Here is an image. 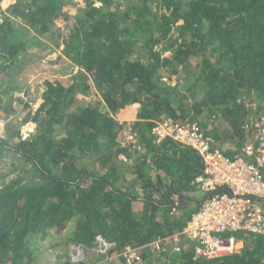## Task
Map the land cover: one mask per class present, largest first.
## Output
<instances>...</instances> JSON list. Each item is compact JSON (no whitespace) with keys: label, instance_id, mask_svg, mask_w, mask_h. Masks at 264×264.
<instances>
[{"label":"trees","instance_id":"obj_1","mask_svg":"<svg viewBox=\"0 0 264 264\" xmlns=\"http://www.w3.org/2000/svg\"><path fill=\"white\" fill-rule=\"evenodd\" d=\"M1 1L0 113L13 110L4 95L17 81L4 78L33 53L29 38L42 44L56 34L78 69L68 85L46 81L40 96L23 102L28 137L11 143L0 135V162L13 156L16 172L7 180L0 174V264H33L31 239L70 221L71 243L91 252L100 234L117 253L136 248L137 264H264V236L250 232L235 233L238 252L210 259L194 257L186 240L178 252L150 245L179 232L206 196L195 180L198 154L169 138L154 142L150 129L162 117L196 120L225 153H239L244 122L264 110V0H131L126 10L118 0H85L74 16L62 11L65 0H13L4 9ZM192 56L198 72L186 92L165 82L163 69L176 74ZM87 91L91 101L80 96ZM131 106L134 141L121 146L123 123L114 114ZM87 157H97V169L83 165ZM115 258L123 263L120 253ZM62 264L86 263L67 257Z\"/></svg>","mask_w":264,"mask_h":264},{"label":"built area","instance_id":"obj_2","mask_svg":"<svg viewBox=\"0 0 264 264\" xmlns=\"http://www.w3.org/2000/svg\"><path fill=\"white\" fill-rule=\"evenodd\" d=\"M243 128L247 140L239 153L231 156L205 133L196 120L179 122L162 117L155 121L150 129L154 142L169 138L198 154L202 169L195 180L206 196L179 232L157 238L150 243L152 248L159 249L168 243L172 251L178 252L181 241L186 240L191 244L194 257L210 259L242 248V240L235 235L236 232L264 236V110L249 115ZM133 141L130 130L120 145ZM121 158L126 160L123 155ZM114 246L113 241L97 234L92 250L107 257L120 253L124 264L141 262L136 248L125 245L117 253ZM71 251L73 258L78 260L86 249L80 244H72Z\"/></svg>","mask_w":264,"mask_h":264},{"label":"rangeland","instance_id":"obj_3","mask_svg":"<svg viewBox=\"0 0 264 264\" xmlns=\"http://www.w3.org/2000/svg\"><path fill=\"white\" fill-rule=\"evenodd\" d=\"M12 1L13 0H2L1 9H4L6 5ZM130 1L131 0H118L115 3L118 4L119 9L126 10ZM85 3V0H65L62 6V11L74 16L80 13V8L83 7ZM127 21L131 20L127 19ZM59 30L62 33H67L69 26L67 23H62ZM172 32L174 35L177 34L175 30ZM28 40L34 46L32 49L33 53L24 54V56L21 57L22 68H20L17 75L13 77L5 75L4 78L5 81L10 79L17 81L15 83L16 87L13 89L14 91L10 94L4 95L6 106L12 105L13 110L9 113H0V135H7V138L11 143L18 141L20 136L28 137L31 132L30 130H32V127L27 122H23L24 118L27 116V112H24V110L20 113L23 102L31 101L40 96L46 88V81L52 83L60 82L65 86L68 85L73 81L72 76L78 69L77 66L73 65L62 55L60 51L61 47L55 44V41L58 43L61 41V38L58 39L56 34L52 39L40 38V40L43 41L42 44L35 43L30 38ZM39 48L44 49V51L41 53ZM162 55L168 57L172 56L169 51H165ZM196 57L197 56H192L189 59L188 65L180 67L176 74L169 75V71L163 69V74L166 75L164 78L165 82L169 84L178 83L180 90L186 92V87L198 72V62L195 60ZM80 96L89 101L94 99L91 91H87L86 94ZM195 97L196 93H194V91L188 92V101L193 102ZM78 99H76V103H74L75 105L78 103ZM209 112H211L209 113L210 117L215 114L214 111ZM114 118L123 123L117 136V141L121 144L126 140L132 122L136 118L134 107L131 106L119 110V112L114 114ZM17 132L18 134H16ZM11 159H13V156H4L0 162V174L5 173L4 180L10 179L16 175V172L9 170ZM118 159L123 161L121 156ZM82 163L83 165H87L89 169H97V157H87L82 160ZM15 166L24 167L26 165H24V162L16 160ZM74 224V221H70L63 228L50 227L47 229L44 237L39 236V234L36 237H33L29 243V247L35 249L33 253V264H62L66 261L67 257H70L75 261L82 260V262L86 264H120V261L117 258L114 257L111 260H107L104 257L101 258L98 256V253L93 250H91V252L86 250L85 254L80 257V259H74L71 251V245L73 243L68 240Z\"/></svg>","mask_w":264,"mask_h":264},{"label":"crops","instance_id":"obj_4","mask_svg":"<svg viewBox=\"0 0 264 264\" xmlns=\"http://www.w3.org/2000/svg\"><path fill=\"white\" fill-rule=\"evenodd\" d=\"M223 146H225V145H223ZM223 148V147H222ZM225 152V151H224Z\"/></svg>","mask_w":264,"mask_h":264}]
</instances>
